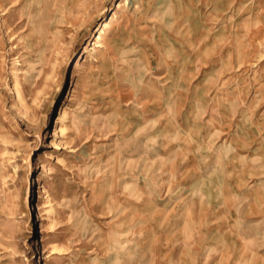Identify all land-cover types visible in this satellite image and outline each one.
<instances>
[{"label":"rangeland","instance_id":"obj_1","mask_svg":"<svg viewBox=\"0 0 264 264\" xmlns=\"http://www.w3.org/2000/svg\"><path fill=\"white\" fill-rule=\"evenodd\" d=\"M251 2L0 0V264H264Z\"/></svg>","mask_w":264,"mask_h":264},{"label":"bare ground","instance_id":"obj_2","mask_svg":"<svg viewBox=\"0 0 264 264\" xmlns=\"http://www.w3.org/2000/svg\"><path fill=\"white\" fill-rule=\"evenodd\" d=\"M252 2H251V4H252V6L254 5V3L256 2V0H251ZM258 2V1H257ZM227 3V2H226ZM230 3V9H232V5H231V2H228V4ZM119 5H117V7H118ZM225 9V8H224ZM216 10V9H215ZM222 10V9H221ZM110 27V23H109V21H105L104 22V25L101 27V29H100V31H98V33H96L97 35V37L95 38V40H94V42H93V44L94 45H100V40L102 39V35L105 33V30L106 29H108ZM208 34V33H207ZM225 140V139H224ZM196 148V147H195Z\"/></svg>","mask_w":264,"mask_h":264},{"label":"crops","instance_id":"obj_3","mask_svg":"<svg viewBox=\"0 0 264 264\" xmlns=\"http://www.w3.org/2000/svg\"><path fill=\"white\" fill-rule=\"evenodd\" d=\"M181 95H182V93H181V94H178L177 91H176V94H175L174 99H177V97L180 98ZM184 97H185V96H184ZM184 99H186V97H185ZM184 104H185V101L183 102V104L179 105V110H180V109L182 110V108L184 107ZM180 113H181V114H184V112L178 111V112H177V115L179 116ZM177 115H176V116H177ZM176 118H177V117H176ZM178 120H179V117H178ZM212 166H213V165H212ZM158 193H161V192H158Z\"/></svg>","mask_w":264,"mask_h":264}]
</instances>
